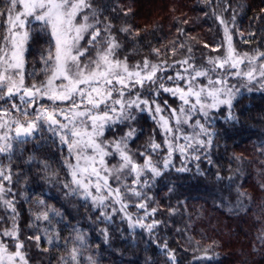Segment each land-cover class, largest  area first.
Listing matches in <instances>:
<instances>
[{
    "label": "snow or ice",
    "instance_id": "1",
    "mask_svg": "<svg viewBox=\"0 0 264 264\" xmlns=\"http://www.w3.org/2000/svg\"><path fill=\"white\" fill-rule=\"evenodd\" d=\"M202 3L211 9V16L223 29V40L213 48L217 54L207 57L206 64L196 63L189 46L188 54L173 60L171 65L167 59L153 62L147 56L142 63L137 61L130 65L128 55L119 58L123 43L113 31L110 18L100 19L107 6H94L91 0H4L0 8L3 27L0 36V155L6 157L8 164L0 162V206L11 223L0 231V264H30L27 241L34 240L39 247L44 239L48 245L44 252L59 249L60 226L69 228L70 225V218L47 204L41 192V198L35 201V210L29 209L32 216L29 227L36 234L28 236L27 241L20 238V214L12 189V160L17 146L38 137L45 143L58 142L62 152L67 147L63 166L70 179L63 183L64 196L79 199L89 213L90 224L104 225L97 229L104 245L112 247L110 241L117 231L119 216L120 224L127 223V230L118 229L125 245L138 247L139 229L147 234L143 252L147 253L155 245L159 255L164 257L163 264H180L176 251L169 248L167 241L161 244L154 235L163 221L155 219L157 208L150 206L154 197L148 193L171 169L177 173L191 172L193 162L195 175L207 176L208 171L201 168V161L206 159L208 165H213L211 151L221 135L215 127L217 116L225 124L238 123L233 108L234 101L243 95L242 90L250 93L254 85L264 89V51L257 47L251 52H240L234 44L232 29L236 25V9L228 0H216L215 4L213 0H202ZM243 7L236 5V8ZM229 9H232L231 21L224 16ZM204 15L207 17L208 13ZM37 29L46 37L47 44L40 53L44 79L39 81L34 72L26 69V54ZM184 32L185 29L177 28L178 37ZM119 33L139 42V32L133 33L127 24L119 28ZM248 36L252 38L255 33L250 32ZM241 39L249 42L242 33ZM173 45L170 51L175 56L178 49H184L185 42L173 41ZM93 51L95 55L91 56ZM151 51L160 55L159 49ZM85 56H89L87 61ZM176 65L179 70L174 76L167 75L165 80L167 70ZM29 79L31 84L27 83ZM233 79L240 82L239 86L230 83ZM162 93L177 98L179 107H171L167 100L162 106L159 101ZM145 112L160 129L162 143H158L153 134L142 150L133 152L130 145L143 134L141 115L137 114ZM108 132L115 133L112 139L105 138ZM20 151L22 153L23 149ZM260 151H264V142ZM162 152V159H156ZM177 153L179 167L174 162ZM110 158L118 159L117 164L109 166ZM33 162L47 173L46 162L30 155L27 163ZM43 179L47 182L50 178ZM225 179L228 181L225 186L230 188L233 177L225 178L217 171L216 182ZM172 191L173 188H169V192ZM25 202H28L27 197ZM133 207L135 213L130 211ZM0 222H5L3 217ZM89 231L79 222L71 225V235L65 238L63 245L66 255L60 258V264H100L98 256L84 255L91 248ZM5 238L14 243V250H10ZM96 247L99 249L100 244ZM120 255L123 256V252ZM214 255L218 256L210 246L193 260L203 264L212 261ZM142 264H155V261L147 257Z\"/></svg>",
    "mask_w": 264,
    "mask_h": 264
},
{
    "label": "trees",
    "instance_id": "2",
    "mask_svg": "<svg viewBox=\"0 0 264 264\" xmlns=\"http://www.w3.org/2000/svg\"><path fill=\"white\" fill-rule=\"evenodd\" d=\"M91 2L94 6H107L100 19L103 21L104 17L110 18L113 31L123 43V48L118 53L119 58L123 59L128 55L130 65L137 61L142 63L145 56L153 62L167 59L170 64L173 60L184 58L189 46L193 49L192 55L196 63L203 65L206 64L207 57L217 54L213 48L223 40L222 27L211 16V9L205 7L202 0ZM215 2L213 0V4ZM228 3L236 9V25L232 29L235 46L244 52H251L257 47L264 51V13H261L264 0H228ZM238 4L244 7L236 8ZM3 5L4 0H0V8ZM223 6L222 2L221 8ZM113 8L115 11H112ZM128 9L131 11L128 12ZM205 12L208 13L207 17ZM224 16L231 21L232 9L224 13ZM184 20L188 23H182ZM124 24L131 26L133 33L139 32L138 43L119 33V28ZM178 27L185 29L184 35L179 37ZM250 32L255 33V36L249 38ZM241 33L244 39L249 40L248 43L241 39ZM2 35L3 27L0 25V36ZM125 40L128 42L124 43ZM45 41L46 37L39 30L33 32L26 54V69L30 73L34 72L38 80L43 78L40 53L47 47ZM173 41L185 42L184 49H178L175 56L170 51L174 46ZM205 44L209 47H205ZM152 48L159 49L160 55L153 54ZM136 52L139 54H135ZM159 98L162 103L168 96ZM233 115L238 118V123L225 124L220 116L216 118L215 127L221 135L216 139L217 146L211 151L213 165H208L206 159L201 161V168L208 171L207 176H196L195 167L188 173H177L175 169H171L159 178V182L148 193L154 197L150 206L157 208L155 219L163 221L154 235L161 244L167 241L169 248L176 251L180 264H202L199 260L194 261L193 257H200L204 249L210 246L218 256L214 255L212 261L203 264H264V151H260V145L264 142V93L239 97L234 102ZM140 126L143 134L130 145L132 150L142 148L153 134L156 139H160L159 128L151 119L141 117ZM24 145L23 152H17L12 160V189L16 193V208L20 214V238L27 241L28 236L36 234L29 227L32 219L29 209L35 210V201L41 198V192L47 204L70 218L69 228L60 226L59 249L52 248L49 252H44L43 249L48 247L44 239H41L39 247L34 240L27 241L30 264H60V258L66 255L64 240L71 235V225L78 222L81 227L90 230L91 248L84 255L98 256L100 264H129L132 261L142 264L147 257H152L155 264H163L164 257L159 255L155 245L147 253L142 251L147 234L139 229L137 248H131L122 242L118 229L127 230V226L125 223L120 224L117 220L119 218H116L117 231L113 232L110 241L112 247L103 244L97 229L104 225L90 224L89 213L79 199L64 196L63 183L70 179L63 166L64 158L67 157L66 147L62 152L58 142L45 143L39 137ZM30 155L48 164L47 173L41 171V165L27 163ZM217 171L225 178L233 177L230 188L225 186L227 179L221 183L216 182ZM43 177L50 179L46 182ZM169 188H173V191L169 192ZM239 193L245 195L240 196ZM25 197L28 198L27 203ZM0 217L5 221L0 222V230H3L10 225V220L2 206ZM92 219L95 220V216ZM128 239L130 241L131 237ZM98 243L99 249L96 247ZM120 252H123V256Z\"/></svg>",
    "mask_w": 264,
    "mask_h": 264
},
{
    "label": "rangeland",
    "instance_id": "3",
    "mask_svg": "<svg viewBox=\"0 0 264 264\" xmlns=\"http://www.w3.org/2000/svg\"><path fill=\"white\" fill-rule=\"evenodd\" d=\"M36 31H38V29L36 30ZM82 43H87L86 41H83ZM240 51V50H239ZM240 52H244V51H240ZM91 56H94L95 55V52L93 51L91 54H90ZM85 61H87L88 59H89V56H85ZM172 63H170V65H171ZM177 70H179V66L178 65H176V66H174V67H171V68H169L168 70H167V73H166V75H165V80H166V77H167V75H175V72L177 71ZM42 79H40V80H43L44 79V75L42 74ZM36 78V80L37 81H39L38 80V78L37 77H35ZM205 83H206V81H204ZM27 83H29V84H31L32 83V80L31 79H29L28 81H27ZM230 83H233V84H237V86H239V81H237V80H235V79H233V80H231L230 81ZM169 86H171V84H169ZM243 91V95H248V94H251V93H257V92H263L264 93V89H260V87H259V85H254L253 86V90L249 93L248 91H247V89H243L242 90ZM161 96L162 97H164V96H168V99H166L167 101H168V104L171 106V107H173V108H178L179 107V104H180V101L177 99V98H174V97H172L170 94H167V93H162L161 94ZM160 96V97H161ZM171 100H170V99ZM159 101H160V103H161V98H159ZM235 102V101H234ZM45 103H48L47 101H45ZM162 104V106H163V102L161 103ZM226 109H224L223 110V113H225L226 114ZM137 115H141V117H145L146 118V120L147 119H151L150 117H149V115L147 114V112H145V113H143V114H137ZM165 115H168V111H165ZM219 116V115H218ZM217 116V117H218ZM152 120V119H151ZM153 121V120H152ZM121 132L122 131H124V129H121L120 130ZM159 134H160V129H159ZM45 135H49L48 133H45ZM115 135V133H113V132H108L107 133V135H106V139H112L113 138V136ZM162 136L160 135V139H157V142L158 143H162ZM33 140H31V141H29V142H32ZM148 142V141H147ZM146 142V143H147ZM145 143V144H146ZM24 146L25 145H20V146H17V152H20V149L22 148H24ZM66 147V146H65ZM143 148V147H142ZM142 148H140V149H134L133 150V152H137V150H142ZM66 149H67V147H66ZM67 155H68V151H67ZM162 156H163V152L161 153V156L160 157H156V159H162ZM0 162H2L5 166L8 164V160L6 159V157H4L3 155H0ZM117 162H118V159H109V161H108V163H109V166H111V165H114V164H117ZM139 162L140 163H142L143 162V160H142V158H139ZM174 162H175V164H176V167H179L180 166V159H179V154L177 153V155L174 157ZM190 167L191 168H193V167H195V163L193 162L192 164H190ZM5 184L7 185V182H5ZM3 208V207H2ZM130 211H132L133 213H135L136 212V209L133 207V208H131L130 209ZM140 214L141 215H143V212L141 211L140 212ZM117 218H119V219H117L118 221H120V217L118 216ZM11 223V222H10ZM125 225L127 226V223L125 222ZM0 231H2V229L0 230ZM5 243H7L8 245H9V248H10V250H14V243L12 242V241H10V240H8L7 238H5V241H4Z\"/></svg>",
    "mask_w": 264,
    "mask_h": 264
}]
</instances>
